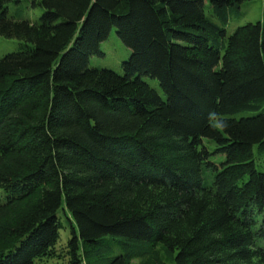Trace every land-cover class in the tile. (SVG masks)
I'll list each match as a JSON object with an SVG mask.
<instances>
[{"label": "trees", "instance_id": "obj_1", "mask_svg": "<svg viewBox=\"0 0 264 264\" xmlns=\"http://www.w3.org/2000/svg\"><path fill=\"white\" fill-rule=\"evenodd\" d=\"M21 1L0 0L24 41L0 58V264H264V19L226 30L250 0H39L35 22ZM114 28L124 74L90 65Z\"/></svg>", "mask_w": 264, "mask_h": 264}, {"label": "rangeland", "instance_id": "obj_2", "mask_svg": "<svg viewBox=\"0 0 264 264\" xmlns=\"http://www.w3.org/2000/svg\"><path fill=\"white\" fill-rule=\"evenodd\" d=\"M35 1L39 0H22L20 3L9 2L7 4L9 15L16 19H27L32 22L38 21L42 18L46 9L41 6L35 4ZM206 14L208 17L213 19V21L220 24L219 20L212 15L209 7L206 8ZM264 19V0H250L246 1L242 4H239L236 7L231 6L229 12V23L226 26L227 36H229L233 31L242 25H245L249 22L256 23L258 21H262ZM24 41L16 39V38H6L0 34V58L4 55L12 52H16L21 50ZM101 49L103 51V55H94L90 58V65L93 67H106L116 71L119 74H124L123 70V62L127 61L131 55V49L123 43V41L119 38L116 29H112L109 37L104 40L101 44ZM144 80H146L153 88H155L164 98L165 93L161 88L157 79H153L145 76ZM211 149L215 148V144H209ZM255 151V160L256 166L259 170H264V152H259L257 147L254 149ZM222 159V156H214V160ZM59 215L62 220V228L60 230V240L59 246H63L67 243V240L71 237V224L68 218L66 217L63 210H60ZM112 249H104V256L115 255L119 253V249L111 244ZM157 249L159 256L162 258L163 262L166 264H175V252L167 249L163 246V244H157L155 247H152L149 256L151 259H154L153 250ZM94 257V255H92ZM91 256L88 259H92ZM59 264V263H57ZM133 264H140V260H134Z\"/></svg>", "mask_w": 264, "mask_h": 264}]
</instances>
